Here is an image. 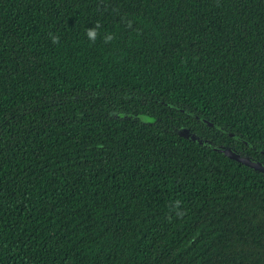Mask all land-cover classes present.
<instances>
[{"label": "trees", "instance_id": "1", "mask_svg": "<svg viewBox=\"0 0 264 264\" xmlns=\"http://www.w3.org/2000/svg\"><path fill=\"white\" fill-rule=\"evenodd\" d=\"M211 146L264 164V0H0V264H264Z\"/></svg>", "mask_w": 264, "mask_h": 264}, {"label": "water", "instance_id": "2", "mask_svg": "<svg viewBox=\"0 0 264 264\" xmlns=\"http://www.w3.org/2000/svg\"><path fill=\"white\" fill-rule=\"evenodd\" d=\"M119 117L121 118H127V119H135V120H140L142 122H154V118L153 117H150L148 115H144V114H136V115H133V114H130V113H120L118 114ZM195 118L199 119L202 123L208 125V126H211L213 128H216L218 129L219 127L217 125H215L214 123H212L211 121L205 119V118H202V117H199V116H196L194 115ZM231 137L245 143V144H248L246 141H244L243 139L233 135V134H229ZM212 147V146H211ZM214 150H216L217 152H220L221 154L225 155L226 157L232 159V160H235L237 161L238 163H241L243 165H245L246 167L248 168H251L255 171H258V172H261L264 174V164L262 163H259L255 160H252L250 159L249 157H243L237 153H235L232 149H225V148H219V147H212Z\"/></svg>", "mask_w": 264, "mask_h": 264}, {"label": "clouds", "instance_id": "3", "mask_svg": "<svg viewBox=\"0 0 264 264\" xmlns=\"http://www.w3.org/2000/svg\"><path fill=\"white\" fill-rule=\"evenodd\" d=\"M99 28H100V25L99 23H97L94 27L92 28H88L86 29V37L88 38V40L92 43H95L98 35H99ZM50 36V39L52 40V43L53 44H58L59 43V37L56 36V35H53V34H49ZM114 39V35L113 34H105L104 36V42L107 44V43H110L112 40ZM180 204L181 202L180 201H175L174 202V205H173V208L175 210V214L176 216L180 217L183 215V212L179 211L178 209L180 208Z\"/></svg>", "mask_w": 264, "mask_h": 264}]
</instances>
